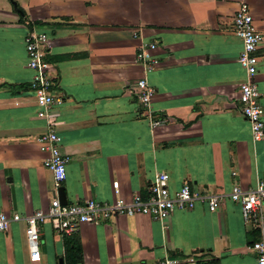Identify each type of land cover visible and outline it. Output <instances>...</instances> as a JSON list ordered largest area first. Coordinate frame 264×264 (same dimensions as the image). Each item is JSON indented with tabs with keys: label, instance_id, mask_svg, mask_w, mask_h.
Returning a JSON list of instances; mask_svg holds the SVG:
<instances>
[{
	"label": "crops",
	"instance_id": "obj_1",
	"mask_svg": "<svg viewBox=\"0 0 264 264\" xmlns=\"http://www.w3.org/2000/svg\"><path fill=\"white\" fill-rule=\"evenodd\" d=\"M242 1L262 34L253 81L264 121V0H0V212L23 217L54 196L35 141L46 122L28 88L23 38L32 26L49 36L53 94L62 97L52 119L68 159L67 203H109L115 186L125 199L144 195L157 171L168 174L170 192L186 182L222 195L213 211L196 202L163 220L136 214L81 223L80 264H156L191 252L202 253L200 264H254L257 231L227 196L232 185L247 190L264 178V136L251 140L236 107L246 75L230 27ZM138 28L156 44L158 64L145 75L134 61ZM143 75L163 126L150 127L130 91ZM24 229L11 221L0 231V264H66L63 236L51 224L39 225L37 260L28 258Z\"/></svg>",
	"mask_w": 264,
	"mask_h": 264
},
{
	"label": "built area",
	"instance_id": "obj_2",
	"mask_svg": "<svg viewBox=\"0 0 264 264\" xmlns=\"http://www.w3.org/2000/svg\"><path fill=\"white\" fill-rule=\"evenodd\" d=\"M232 33L241 41L237 62L243 68L246 80L238 84L236 107L241 116L248 122L252 141H259L264 136L263 109L259 102L260 93L253 81L256 72V51L262 42V34L256 28L247 3L240 2L231 18ZM138 38L134 61L141 66L142 72L152 71L158 64L154 51L155 42L141 39L140 28L132 31ZM26 66L33 74L28 82L37 106L36 116L46 122V130L35 138L39 151L45 153L42 165L51 174L54 196L48 206L38 209L26 216L16 213L8 216L0 212V231H5L11 221H24V239L30 260L39 259V225L51 224L60 235H70L77 231L81 223H100L114 215H145L152 219L163 220L174 210H189L196 202H205L209 211L219 207L222 195L209 192L192 191L184 182L172 192L169 191L168 174L157 171L147 186L146 193H133L128 199L121 197L118 188L113 187L115 194L111 202H100L92 199L61 204L56 190L65 179L68 159L60 151V137L53 128V107L62 101L61 96H54L56 83L52 75V64L47 59L50 46L49 36L44 31L28 27L24 38ZM138 78L131 86L141 115L146 118L150 127H160L166 122L163 115H157L150 105L153 88L145 76ZM228 198L239 205L240 216L257 231L258 237L250 243L254 255V264H264V178L247 190L232 185L227 193ZM202 253L191 252L164 256L156 264H200Z\"/></svg>",
	"mask_w": 264,
	"mask_h": 264
},
{
	"label": "trees",
	"instance_id": "obj_3",
	"mask_svg": "<svg viewBox=\"0 0 264 264\" xmlns=\"http://www.w3.org/2000/svg\"><path fill=\"white\" fill-rule=\"evenodd\" d=\"M63 245L66 264H80L82 261L81 246L75 233L63 235ZM215 261L216 259H212L206 262V264L214 263Z\"/></svg>",
	"mask_w": 264,
	"mask_h": 264
},
{
	"label": "water",
	"instance_id": "obj_4",
	"mask_svg": "<svg viewBox=\"0 0 264 264\" xmlns=\"http://www.w3.org/2000/svg\"><path fill=\"white\" fill-rule=\"evenodd\" d=\"M13 6L15 9H17L15 3L13 2ZM56 195H57V198L59 200V202L61 204H64L66 203V198H65V193H64V190H63V186H59L56 190ZM59 263L61 264V261H59Z\"/></svg>",
	"mask_w": 264,
	"mask_h": 264
}]
</instances>
